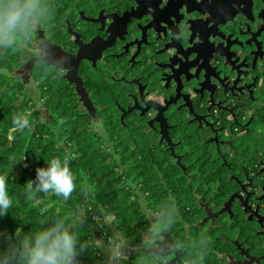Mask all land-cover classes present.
Here are the masks:
<instances>
[{"label": "flooded vegetation", "instance_id": "af4514ba", "mask_svg": "<svg viewBox=\"0 0 264 264\" xmlns=\"http://www.w3.org/2000/svg\"><path fill=\"white\" fill-rule=\"evenodd\" d=\"M238 1L216 0L210 11L189 13L185 5L166 6L171 0H56L62 14L41 29L71 54L79 50L76 33L84 43L96 40L100 58L96 65L82 60L79 74L97 115L77 94L94 120L101 122L99 109L106 107L108 120L113 113L124 124L147 125L182 169L192 167L198 183L219 170L224 187L196 193V235L187 238L201 232L213 238L203 264H264V0H248L246 9ZM136 99L164 108L173 148L154 121L160 109L127 112ZM188 151L191 162L184 161Z\"/></svg>", "mask_w": 264, "mask_h": 264}, {"label": "trees", "instance_id": "16d2710c", "mask_svg": "<svg viewBox=\"0 0 264 264\" xmlns=\"http://www.w3.org/2000/svg\"><path fill=\"white\" fill-rule=\"evenodd\" d=\"M59 14L62 11L56 10L54 16ZM59 23L63 24L62 19ZM31 56L32 52L9 53L0 58V174L7 173L14 201L8 213L0 216V252L7 248V236L15 238L17 228L28 233L40 227L41 220L70 218L79 208H87L80 243L90 238L107 243L114 231H121L128 247L136 249L147 226L145 212L156 210L169 196L175 199L180 217L171 229L174 239L186 243L189 236L196 235L192 225L195 195L208 193L222 183L216 180L219 170H214V179L206 177L198 183L192 167L182 169L147 125L131 119L124 124L113 113L108 120L106 107L99 109L103 131L99 130L93 115L79 102L75 87L63 75L57 77L52 72L44 76L37 61L32 64L30 82L19 75L17 69ZM30 88L38 92L41 105ZM21 112L31 113V127L23 132L12 125L13 115ZM186 142L193 144L191 135ZM57 156L75 157L70 159V167L77 177V190L67 202L43 193L28 200L25 185L35 182L37 169L47 168L46 161ZM191 156L188 151L184 161L191 162ZM82 183L94 187V200L83 196ZM223 187L218 186L219 192ZM100 208L116 220L115 228L96 223ZM184 252L186 259L188 253ZM105 254L86 249L78 255V264H107ZM137 258L136 249L122 264H135Z\"/></svg>", "mask_w": 264, "mask_h": 264}, {"label": "clouds", "instance_id": "9594fccd", "mask_svg": "<svg viewBox=\"0 0 264 264\" xmlns=\"http://www.w3.org/2000/svg\"><path fill=\"white\" fill-rule=\"evenodd\" d=\"M57 10L56 0H0V58L9 53L32 52L41 65L43 75L55 72L59 77L65 71L62 58L49 64V51L44 43H36V33L49 25ZM31 113H16L12 117L13 129L23 132L31 127ZM75 157L59 156L47 160V168H38L35 182L28 181L25 192L28 200L36 195H55L67 202L77 190V177L70 167V159ZM19 160V159H18ZM15 160L14 162L18 161ZM85 198L94 200L95 189L92 185L81 184ZM14 205L9 194L7 173L0 174V216L8 213ZM99 207V206H98ZM87 208L77 209L72 217L56 216L41 220L40 227L28 233L16 229L15 238L7 236V248L0 252V264H78L77 257L86 249L103 250L107 264H122L128 259L131 249L123 232L114 231L107 243L103 239H88L80 243V228L84 224ZM101 215L95 217L96 223L115 228L114 219L100 208ZM147 226L141 233L140 244L136 246L135 264H172L178 253L187 250L183 264H203L213 238L207 232L190 237L181 243L169 237L174 224L178 222L179 210L176 201L169 196L156 210L145 212Z\"/></svg>", "mask_w": 264, "mask_h": 264}, {"label": "water", "instance_id": "95a60500", "mask_svg": "<svg viewBox=\"0 0 264 264\" xmlns=\"http://www.w3.org/2000/svg\"><path fill=\"white\" fill-rule=\"evenodd\" d=\"M216 2V0H176L177 3H174V0H171L170 3H168L166 6H170V5H185L188 8L189 13H193V12H200L201 10H203L204 12L210 11L209 6L212 2ZM245 2H243V0H240L236 3V5L238 6H242L244 5V7H240V8H249L250 4L248 0H244ZM192 2V3H191ZM211 2V3H210ZM177 11H179L177 9ZM176 11V12H177ZM264 13V9L262 11ZM236 14V13H240V9L235 11H232L231 14ZM215 17V15H213ZM119 20L122 22L123 25H125L128 20L129 17L127 16L126 13H124L122 16L119 17ZM96 21H100V20H96ZM115 21H118V19L113 20V22L109 25V29L108 31L110 32H114V26H115ZM188 23L193 24V20H189ZM192 26V25H191ZM191 29L193 27H190ZM40 32V37L42 38V42L44 43L45 47L48 49L50 55H49V64H53L56 62V60L58 58H62L65 63H64V69L68 70L66 71V73L64 74V77L68 79V81L72 84L75 85V91L77 92V94L81 97V101H83L84 106H86L87 110L94 114L97 115V111L96 108L93 104V102L90 100L88 92L86 90V88L84 87L83 84V79L79 74V66L82 60L86 59L89 60L91 62H93L94 65L97 64L98 59L100 58V55H96L94 49L96 48V40L93 39L90 43H84L82 40H80V34L76 33L77 35V43L79 45V50L76 54H71L68 53L66 51H64L60 46L52 43L48 38H46V36L44 35V33L42 32V30H39ZM114 37H112V35H110L105 43H109V41H112ZM173 45V44H172ZM191 48V47H189ZM219 52V51H218ZM222 54V53H221ZM37 60V58H30V62H31V67L33 62ZM206 61V60H204ZM207 72V70H205ZM207 73L205 74V78H206ZM181 84H179L178 90H180ZM144 99V97H143ZM145 100V99H144ZM152 106H155V109H160L158 115L155 117L154 121H158L160 123L161 126V130L160 133L162 134L161 140H166L171 148H173V141L171 139V137L169 136V125L167 122L166 117L163 114V110L164 108H161L159 105L154 104L152 101H146V106H141L139 105V102L136 99V103L135 105H133L132 107L129 108V110L127 112H130L134 109H140L142 111V114H145V112L147 110H149ZM126 113V112H125ZM122 116V118H124L125 116ZM150 123L152 124L153 121H150ZM235 195H233L231 197V200L234 198ZM169 237L173 238L171 233H169ZM135 248H131V251H135ZM130 254V252H129ZM172 264H183V260L181 258V253H178L176 255V257L174 258Z\"/></svg>", "mask_w": 264, "mask_h": 264}, {"label": "rangeland", "instance_id": "374dc122", "mask_svg": "<svg viewBox=\"0 0 264 264\" xmlns=\"http://www.w3.org/2000/svg\"><path fill=\"white\" fill-rule=\"evenodd\" d=\"M29 60L30 59L25 61L23 63V65L20 68L17 69L18 73H20L19 75H21L25 79L26 82H30L33 79V75H32V73H30L31 62ZM30 91H31V94H32L33 98L36 99V101L38 100V103H40V105H41L42 103H41L40 99L38 98L39 94L36 91V89L35 88L34 89L30 88ZM95 121H96V124L98 126V129L103 131V129L101 128L102 127V123L100 122V120L98 118H96ZM96 216L97 215H95V217ZM105 258H106V260H108V257H107L106 254H105Z\"/></svg>", "mask_w": 264, "mask_h": 264}]
</instances>
